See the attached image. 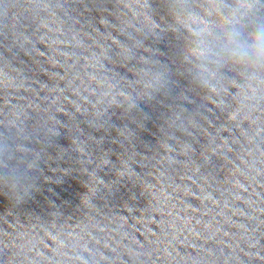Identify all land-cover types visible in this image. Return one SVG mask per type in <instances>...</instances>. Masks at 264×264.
I'll list each match as a JSON object with an SVG mask.
<instances>
[{
  "label": "clouds",
  "instance_id": "1",
  "mask_svg": "<svg viewBox=\"0 0 264 264\" xmlns=\"http://www.w3.org/2000/svg\"><path fill=\"white\" fill-rule=\"evenodd\" d=\"M249 6L242 4L241 10L230 17L223 18L220 27L207 25L199 13H189L192 30L201 40L200 55L219 64L222 60L253 69L249 73L250 80H264L257 70H264V17H256L249 23H243ZM205 26H201V25Z\"/></svg>",
  "mask_w": 264,
  "mask_h": 264
}]
</instances>
